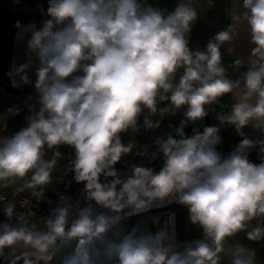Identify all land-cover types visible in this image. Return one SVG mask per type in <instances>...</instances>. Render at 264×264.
<instances>
[{
  "label": "clouds",
  "instance_id": "9594fccd",
  "mask_svg": "<svg viewBox=\"0 0 264 264\" xmlns=\"http://www.w3.org/2000/svg\"><path fill=\"white\" fill-rule=\"evenodd\" d=\"M242 7V13L230 12L233 23L218 32L206 50L193 51L186 38L198 18L192 0L167 15L145 7L141 0H49V18L39 29L29 25L33 29L29 50L38 60L34 87L41 107L27 127L0 139V187L23 181L19 191L31 190L33 197L42 199L61 157L56 150L46 161L45 149L67 145L75 152L73 180L83 184L88 200L116 213L132 207L139 214L153 202L178 194L190 222L203 232V239L183 251L165 244L163 231L140 237L130 233L119 242H108L107 259L115 258L117 264H222L227 256L230 264H262L256 250L229 244L248 222L264 217V140L253 141L242 131L249 124L264 131V0H242ZM245 21L255 47L242 79L231 80L222 66L220 47L232 41L236 26ZM242 63L234 62L236 67ZM27 67L17 70L24 83L30 82ZM180 69L183 74L176 84ZM226 94H232L235 103L230 114L218 119L243 138L223 158L216 150L221 142L216 126L194 130L191 136L184 129L189 122L203 120L206 106ZM158 101H167V106L158 108ZM182 108L186 119L175 136L156 140L164 158L158 172L136 165L127 172L117 170L134 147L124 145L120 134L138 130L143 109L164 116ZM144 125L159 128L160 121L145 117ZM257 143L260 163L246 154ZM4 199L0 196V201ZM14 209L11 203L4 209L9 219ZM70 211V205L55 209L46 221V232L3 224L0 258L7 264H51L59 250L57 241L64 245L75 241L72 253L60 264H94L90 248L104 239L118 217H93L89 206L69 223ZM246 235L250 241L264 240V227ZM18 248L26 250L17 254Z\"/></svg>",
  "mask_w": 264,
  "mask_h": 264
},
{
  "label": "crops",
  "instance_id": "0c3cea01",
  "mask_svg": "<svg viewBox=\"0 0 264 264\" xmlns=\"http://www.w3.org/2000/svg\"><path fill=\"white\" fill-rule=\"evenodd\" d=\"M47 0H0V62L6 61L8 50L5 47L8 37L4 36L7 20L9 16L28 12L31 6H39ZM145 7L151 6L155 9L163 10L165 15L172 12L180 3H187V0H141ZM192 7L198 13V18L193 22L190 33L186 34L189 40L191 50H206V46L215 35L225 30L229 24L233 23L230 19L231 13H242V0H192ZM47 19L33 21L27 24H16V30L11 40L9 51V66L6 72V80L0 85V139L7 138L28 126L29 118L35 116L39 111L40 97L36 91L34 84L37 79L36 68L38 60L36 54L29 50V40L31 39L33 29L29 25H35V29H39L43 22ZM255 47L251 43L250 30L247 22H242L236 26V35L231 42H225L221 45L222 66L226 69V75L231 80L242 79L243 74L249 67V57L252 48ZM231 49V51H229ZM241 60L243 63L240 67H236L234 62ZM28 65L26 75L29 83L22 81L21 73L18 69L22 65ZM82 74V73H81ZM183 69L178 70L175 75L174 83L178 84ZM6 86L8 88H6ZM167 101H158V108L167 106ZM235 103L232 94H226L218 103L206 106L208 115L195 123H187L185 133L191 136L194 130L203 131L205 126H216L219 129L218 135L221 142L226 147L227 156L236 150L240 140L243 138L237 134L235 128L227 123H221L218 119L221 115H228L231 107ZM12 111H9V110ZM186 108H182L175 114L169 112L161 116L159 112L152 115L147 109H143L142 114L138 118V130L129 129L125 133H121V141L124 145L132 143L134 147L131 153L122 157L121 161L116 165L117 170L127 172L133 166L150 164L155 157V144L158 138H165L168 134L175 136V130L179 127L181 120H185L184 116ZM18 113V114H16ZM145 117L154 123L160 121V127L154 129H146L144 125ZM244 137L253 141L264 140V131L255 128L252 124L242 129ZM260 145L257 143L255 147L246 150V154L250 161L260 163ZM58 150L61 157L57 159L54 170L52 171L51 183L45 186V192L66 188L75 183L73 173L70 171L71 161L75 159L74 149L67 145H60L58 148L45 149L46 161L53 159L54 151ZM31 174H29L30 176ZM23 181H17L8 188L0 187V190L19 191ZM178 194L169 196L163 201L153 202L147 211L135 214L132 207H125L120 213L113 212L110 209L98 206L94 201L86 200L79 202H71L67 206H71L69 215V223L76 218L78 211L85 207H91L93 217L96 215H106L109 217H118L117 222L112 226L111 230L106 234L102 241H96L90 248L94 264H117L115 258L109 260L106 257V246L108 242H119L125 235L133 234L135 237L143 235H155L161 231L166 234L165 244H173L175 250L183 251V249L192 244V242L203 239L202 229L198 225H193L189 220L188 208L184 205L180 207H171L178 199ZM9 224L14 228L27 227L34 231L32 225L27 222H21L16 219L0 221V231L3 224ZM264 227V217L254 218L248 222L247 228L239 232L234 237L229 238V244L235 246L237 243L257 252V259L264 264V240L250 241L247 239L246 233L256 228ZM46 232V231H42ZM59 250L51 264H60L63 257L72 253L75 248V241H70L66 245L57 241ZM194 246V245H193ZM226 249L228 244H226ZM26 249L18 248L17 254ZM30 250V249H27ZM9 250L6 249L5 253ZM22 264V262H21ZM222 264H230V260L225 256Z\"/></svg>",
  "mask_w": 264,
  "mask_h": 264
},
{
  "label": "built area",
  "instance_id": "2783aa9c",
  "mask_svg": "<svg viewBox=\"0 0 264 264\" xmlns=\"http://www.w3.org/2000/svg\"><path fill=\"white\" fill-rule=\"evenodd\" d=\"M1 82L2 73L0 70V84ZM216 150L223 158L227 157L226 147L222 142L216 145ZM163 164V155L159 152L158 146L155 144V157L152 162L140 166L151 167L158 172L163 167ZM0 196L6 197V199L0 201V207L6 208L9 203L13 204L15 206L14 211L22 214L26 218L27 223L32 225L36 232L48 231L46 226V221L48 219L42 216L43 211L52 210L66 203L79 202L86 198L83 184H78L76 182L66 188L44 192L42 199L33 197L31 190L23 192L0 190ZM61 196H64L65 199L61 200ZM177 199V201H179V195ZM2 261L3 264H7L6 258H2Z\"/></svg>",
  "mask_w": 264,
  "mask_h": 264
},
{
  "label": "trees",
  "instance_id": "16d2710c",
  "mask_svg": "<svg viewBox=\"0 0 264 264\" xmlns=\"http://www.w3.org/2000/svg\"><path fill=\"white\" fill-rule=\"evenodd\" d=\"M48 7H49V0H47L42 5L31 6V9L28 12L17 13V14L9 16L7 23H6L5 31H4V36L8 37V41L5 44V47L7 48L8 53H7L6 61L3 62V64L0 62V70L2 73L1 84H3L4 80H6V78H7L6 72L8 70V66H9L8 65L9 64V51H10V46H11V40H12L14 33H15V30H16V24L22 25V24H27V23L37 21V20H41V19H48L49 18L47 16ZM6 88H8V87L6 86ZM86 200H87V198H85L81 201H86ZM68 204H70V203H66L64 205L57 206L56 208H54L52 210H45L42 212V216L49 219L51 216H53L55 209L67 206ZM180 206H182V204H180L179 201H176L171 207H180ZM4 209L5 208L0 207V221L16 219V220H19V221L24 222V223L27 222L26 218L22 214H20L19 212H15V211L13 212V216L11 217V219H9L5 215ZM21 216L24 217L23 221L20 219ZM0 261H2V258H0Z\"/></svg>",
  "mask_w": 264,
  "mask_h": 264
}]
</instances>
